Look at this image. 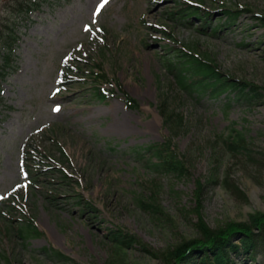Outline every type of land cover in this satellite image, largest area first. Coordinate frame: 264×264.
<instances>
[{"label":"rangeland","instance_id":"374dc122","mask_svg":"<svg viewBox=\"0 0 264 264\" xmlns=\"http://www.w3.org/2000/svg\"><path fill=\"white\" fill-rule=\"evenodd\" d=\"M5 1L0 49L9 29L19 38L0 90V264H164L202 228L235 226L217 251L193 249L182 264H264V96L226 106L225 95L179 93L174 134L158 109L161 91L178 97L166 67L178 42L264 86V25L253 18L264 0H108L99 13L103 0H43L25 17ZM189 4L211 12L206 33L196 16H170ZM227 7L249 11L211 33ZM168 136L183 175L156 171L143 148ZM30 223L41 233L24 238Z\"/></svg>","mask_w":264,"mask_h":264},{"label":"trees","instance_id":"16d2710c","mask_svg":"<svg viewBox=\"0 0 264 264\" xmlns=\"http://www.w3.org/2000/svg\"><path fill=\"white\" fill-rule=\"evenodd\" d=\"M5 2L10 8V11H7L6 13H12V15L15 16L22 15L25 17L28 16L32 10L40 8L43 0H6ZM246 10L249 11L245 7L224 8L221 13L222 16L220 17L221 20L224 19L223 22H220L216 26L212 27L211 33L215 34L218 28L221 26H231L235 24L239 16L243 13V11ZM176 13H180L179 16L184 20L187 19V22H190L193 16L200 18V27L198 28L203 30L205 33L207 32L205 28L207 26H211L208 25L210 23L209 15L211 12H206L207 14L204 13L203 7L199 4H189L188 6L183 5L180 7V9L173 10L170 13V16H174ZM253 18H255V20H257V22L260 24L264 25V15L253 13ZM11 30L12 29H9V31H7L5 34V46L0 49V90L2 78L5 76L7 68L12 66L15 44L19 38V35ZM175 48L177 50L175 51L173 57L166 59V67L169 74H171L173 78L170 81L171 87H173L174 84L176 86L171 90H178V97L173 98L170 92H166V90L161 91L160 102L158 105V109L161 115L164 117V123L173 134L179 133L180 129L184 125L183 113L177 110L179 109V93L188 92L190 94H196L198 97L207 96L216 99L225 95L228 98V102L225 103L226 106L230 104L232 99L243 100L248 103L253 99H259L264 96V86L258 85L257 83L248 81L246 79L236 78L222 71L215 58H213L209 53H202L201 51L195 50L193 46L192 48H189L186 45H180L179 42L176 44ZM101 74L102 76L106 77V74ZM94 91V94L98 95L99 97H105L102 88L95 87ZM127 100L129 102L134 101L131 96H127ZM235 130L237 131V135H234L233 137L234 140L232 141V147L238 149L246 145V140L241 130ZM172 138L173 136H168L162 142H155L146 145L143 148L149 153V160L152 162L151 167H154L156 171H164L175 174L178 173L183 175L187 169L186 159L174 149ZM143 198L144 195L139 196L138 201L142 206H152V203H146L143 201ZM88 205L91 206V204ZM260 220L261 218L258 219V222ZM258 225L263 230L264 223L262 220L260 223H258ZM235 227L228 231L222 232L202 228L204 233L203 236L193 240L181 242L177 245L176 249L164 254L162 256L165 258L164 264H182V261L185 259V257H187L189 252L200 247H203V252L205 253L210 250L215 251L223 245V242L227 240L228 236L231 235V238L234 232H240V230ZM244 228L247 230L252 229L249 226ZM19 232L24 238H27L31 235H39L41 233L39 229L33 226L31 223L21 227ZM250 232L252 233V231ZM114 234L122 235L124 238V241L122 240L124 244H128L129 240L132 241L133 239L131 234H124L122 233L121 229L115 231ZM115 235L112 236L116 237ZM247 235L250 237H256V235L253 234ZM250 237L245 236L244 241L249 242ZM118 240H120V238H118ZM54 253L59 258L68 259L67 255L61 253L58 250H54ZM220 258L221 257H219L218 261L221 260Z\"/></svg>","mask_w":264,"mask_h":264},{"label":"snow or ice","instance_id":"6c2138e0","mask_svg":"<svg viewBox=\"0 0 264 264\" xmlns=\"http://www.w3.org/2000/svg\"><path fill=\"white\" fill-rule=\"evenodd\" d=\"M108 3V0H103V4H101L98 8H97V13H99L100 9L104 7L105 4ZM54 111L59 112L60 108L57 106L56 108H54Z\"/></svg>","mask_w":264,"mask_h":264},{"label":"bare ground","instance_id":"6f19581e","mask_svg":"<svg viewBox=\"0 0 264 264\" xmlns=\"http://www.w3.org/2000/svg\"><path fill=\"white\" fill-rule=\"evenodd\" d=\"M240 240H241L240 242H241V243H243V238H242V239H240ZM244 242H245V241H244ZM245 252H246V251H245ZM245 252H244V254H245Z\"/></svg>","mask_w":264,"mask_h":264}]
</instances>
